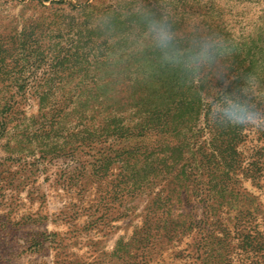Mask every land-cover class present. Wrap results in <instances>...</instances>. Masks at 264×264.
<instances>
[{
  "label": "rangeland",
  "instance_id": "rangeland-1",
  "mask_svg": "<svg viewBox=\"0 0 264 264\" xmlns=\"http://www.w3.org/2000/svg\"><path fill=\"white\" fill-rule=\"evenodd\" d=\"M139 7L184 48L264 29V0H0V264H264V128L246 126L228 175L201 159L205 132L166 174L141 169L127 126L107 135L100 78L123 100L159 60L133 39Z\"/></svg>",
  "mask_w": 264,
  "mask_h": 264
},
{
  "label": "trees",
  "instance_id": "trees-1",
  "mask_svg": "<svg viewBox=\"0 0 264 264\" xmlns=\"http://www.w3.org/2000/svg\"><path fill=\"white\" fill-rule=\"evenodd\" d=\"M254 35L249 37V42L241 35L234 39L224 38L231 49L230 53L220 57L212 68L202 72L197 79L155 60L153 78L149 77L146 81L139 79V88L123 100L122 95L118 99L114 93H129L128 84L121 82V78L119 83H114L111 76L101 77L100 83L110 93L103 101H107L104 110L107 135L114 136L121 126H127L126 133L130 137L141 139L140 143L128 150L136 161H143L141 169L148 165L147 160L150 159L155 167L163 166L166 174L185 160L197 134L205 132L207 148L204 146V151L200 153L203 156L201 159L205 158L213 170H220L227 175L235 174L241 158L239 145L246 135V126L211 121L206 100L210 96L218 97L221 92H238L248 74L257 75L264 85V29L260 28ZM1 46L9 53L14 50L11 40H1ZM98 54L108 58L104 46L98 49ZM124 108L132 110L133 115H120L118 110ZM202 117L205 126L199 129L197 124Z\"/></svg>",
  "mask_w": 264,
  "mask_h": 264
},
{
  "label": "clouds",
  "instance_id": "clouds-1",
  "mask_svg": "<svg viewBox=\"0 0 264 264\" xmlns=\"http://www.w3.org/2000/svg\"><path fill=\"white\" fill-rule=\"evenodd\" d=\"M134 12L142 25V31L133 37L139 50L150 47L163 65L178 68L193 79L199 78L202 72L212 68L220 57L231 51L223 38L216 35L189 37V47H181L169 15H156L146 7H139ZM99 23L107 26L110 20L104 17ZM206 104L209 119L213 122L264 128V85L255 74L244 78L238 92L210 96Z\"/></svg>",
  "mask_w": 264,
  "mask_h": 264
}]
</instances>
